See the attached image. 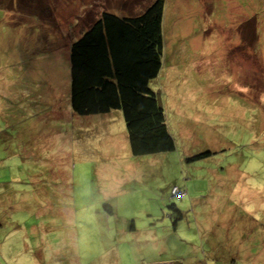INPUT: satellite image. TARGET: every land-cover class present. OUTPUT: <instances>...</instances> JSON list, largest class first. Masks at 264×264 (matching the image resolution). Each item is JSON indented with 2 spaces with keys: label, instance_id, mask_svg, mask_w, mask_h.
<instances>
[{
  "label": "rangeland",
  "instance_id": "1",
  "mask_svg": "<svg viewBox=\"0 0 264 264\" xmlns=\"http://www.w3.org/2000/svg\"><path fill=\"white\" fill-rule=\"evenodd\" d=\"M152 1L0 0V264H264V0H166L176 150L135 158L120 110L72 111V43Z\"/></svg>",
  "mask_w": 264,
  "mask_h": 264
},
{
  "label": "trees",
  "instance_id": "2",
  "mask_svg": "<svg viewBox=\"0 0 264 264\" xmlns=\"http://www.w3.org/2000/svg\"><path fill=\"white\" fill-rule=\"evenodd\" d=\"M165 2L153 0L125 17L106 11L70 46L73 113L120 110L135 158L176 150L165 108L151 88L163 69Z\"/></svg>",
  "mask_w": 264,
  "mask_h": 264
},
{
  "label": "clouds",
  "instance_id": "3",
  "mask_svg": "<svg viewBox=\"0 0 264 264\" xmlns=\"http://www.w3.org/2000/svg\"><path fill=\"white\" fill-rule=\"evenodd\" d=\"M87 239H88L87 235L81 236L82 241L87 242ZM119 264H136V257L132 249L122 250Z\"/></svg>",
  "mask_w": 264,
  "mask_h": 264
},
{
  "label": "built area",
  "instance_id": "4",
  "mask_svg": "<svg viewBox=\"0 0 264 264\" xmlns=\"http://www.w3.org/2000/svg\"><path fill=\"white\" fill-rule=\"evenodd\" d=\"M184 193L185 192H183L181 189H179L178 187H174L173 189H172V195L173 196H184Z\"/></svg>",
  "mask_w": 264,
  "mask_h": 264
},
{
  "label": "crops",
  "instance_id": "5",
  "mask_svg": "<svg viewBox=\"0 0 264 264\" xmlns=\"http://www.w3.org/2000/svg\"><path fill=\"white\" fill-rule=\"evenodd\" d=\"M250 258H253L252 256H250ZM254 259V258H253ZM255 261H257V259H254Z\"/></svg>",
  "mask_w": 264,
  "mask_h": 264
}]
</instances>
